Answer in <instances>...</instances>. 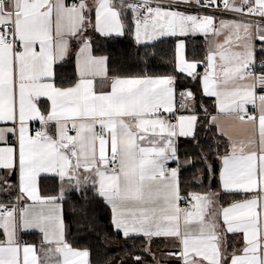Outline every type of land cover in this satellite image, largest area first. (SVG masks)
Listing matches in <instances>:
<instances>
[{"label": "snow or ice", "instance_id": "6c2138e0", "mask_svg": "<svg viewBox=\"0 0 264 264\" xmlns=\"http://www.w3.org/2000/svg\"><path fill=\"white\" fill-rule=\"evenodd\" d=\"M74 225L264 264V0H0V264H94Z\"/></svg>", "mask_w": 264, "mask_h": 264}, {"label": "trees", "instance_id": "16d2710c", "mask_svg": "<svg viewBox=\"0 0 264 264\" xmlns=\"http://www.w3.org/2000/svg\"><path fill=\"white\" fill-rule=\"evenodd\" d=\"M197 45L202 44L201 40H197L195 42ZM130 44L127 40H119L115 43L114 47H128ZM160 48L166 49L167 45H161ZM189 54H191V45L189 46ZM161 58L158 57V61ZM129 63H131V59L129 60ZM151 68L153 70H164V65L160 62L151 64ZM206 103L211 106L212 99L211 98H205ZM215 187V184L213 185ZM98 212V215L101 217V226H107L108 223V212L106 209L100 208L96 210ZM108 231L110 232L111 229L108 228ZM96 235H99L102 239L104 236L103 231H100L96 233ZM72 237L76 239L81 240V247L90 246L92 249V259L94 261V264H105V257L108 256L111 259V264H118V261L121 259L126 260V252L128 249H124L123 251L120 250V246L125 244V241L120 236H114L111 237L109 240V247L105 248L103 245L98 243L93 236H86L85 233L77 232L75 230V225L73 226L72 230ZM31 239L32 237H28ZM127 243H132V241H128ZM127 261V260H126ZM128 264V263H127Z\"/></svg>", "mask_w": 264, "mask_h": 264}, {"label": "rangeland", "instance_id": "374dc122", "mask_svg": "<svg viewBox=\"0 0 264 264\" xmlns=\"http://www.w3.org/2000/svg\"><path fill=\"white\" fill-rule=\"evenodd\" d=\"M126 260L128 264H132L131 260L127 259V257H126Z\"/></svg>", "mask_w": 264, "mask_h": 264}, {"label": "crops", "instance_id": "0c3cea01", "mask_svg": "<svg viewBox=\"0 0 264 264\" xmlns=\"http://www.w3.org/2000/svg\"><path fill=\"white\" fill-rule=\"evenodd\" d=\"M162 247V246H161Z\"/></svg>", "mask_w": 264, "mask_h": 264}]
</instances>
